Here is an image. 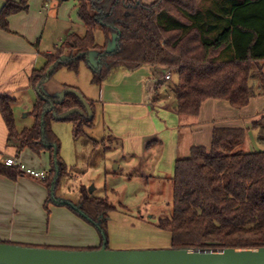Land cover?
<instances>
[{"label":"trees","instance_id":"1","mask_svg":"<svg viewBox=\"0 0 264 264\" xmlns=\"http://www.w3.org/2000/svg\"><path fill=\"white\" fill-rule=\"evenodd\" d=\"M27 6L28 0L6 1L0 9V29L8 31L7 18ZM76 7L84 35L68 34L29 77L37 93L30 113L34 124L17 131L15 99L0 95V114L17 149L16 158L23 149L36 156L49 155L47 177L37 180L48 191L47 213L57 180L65 171L51 121H70L78 138L93 127L97 107V101L69 85H63L60 97L44 95L42 85L58 70L77 74L84 64L91 73L90 83L100 87L116 69L164 68L177 77L173 89L177 115L197 116L209 99L241 109L264 92V0H154L149 4L79 0ZM91 50L98 51L94 68L88 60ZM249 131H255L263 150H241ZM0 175L10 180L27 176L2 162ZM170 181L171 216L158 219L155 226L169 233L172 249L264 248V115L245 128H214L208 148L193 146L187 157L175 160ZM72 210L100 236L98 247L86 249H99L103 242L108 248L107 221L116 211L108 198L94 197L82 188Z\"/></svg>","mask_w":264,"mask_h":264},{"label":"crops","instance_id":"2","mask_svg":"<svg viewBox=\"0 0 264 264\" xmlns=\"http://www.w3.org/2000/svg\"><path fill=\"white\" fill-rule=\"evenodd\" d=\"M6 1L19 0H0V9ZM139 1L149 4L154 0ZM76 6L77 3L75 11ZM60 10L57 0H28L25 11L7 18L8 31L0 29V95L9 94L15 99L14 104L23 94L35 92L29 85L31 72L42 67L44 55L53 52L62 41L51 44L55 30L62 27L60 22L70 19L60 14ZM73 24L82 26L85 33L77 15L70 23ZM62 33L76 34L70 26ZM161 70L164 68L149 66L134 71L116 69L100 87L94 89L90 83L86 90L87 97L98 102L95 114L100 113L99 123L104 131L113 135L114 141L120 140L127 155L136 154L141 160L148 155L143 175L150 173L155 179H169L177 158L187 156L193 146L209 147L214 128H245L264 115V92L250 99L241 109L232 108L223 100L209 99L202 103L197 116L177 115L173 89L162 86L166 71ZM171 78L170 75L168 81ZM45 84L48 83L42 87ZM43 94L52 96L48 90ZM150 137H153L152 142H148ZM244 142H250L248 132ZM16 155L17 149L8 138L0 114V162L16 158ZM46 157L49 158L47 152L37 159L31 151L23 149L17 159L25 167L48 173L42 165V158ZM47 196V189L35 179L20 176L10 180L0 175V242L61 248H96L100 245L94 229L64 206H48L47 213L44 209ZM110 215L109 238L113 236L112 222H118L119 225L114 227L126 235L133 226H143L142 219H128L117 211ZM169 239L150 243L131 237L119 243L121 246L114 245L113 249H158L168 247Z\"/></svg>","mask_w":264,"mask_h":264},{"label":"rangeland","instance_id":"3","mask_svg":"<svg viewBox=\"0 0 264 264\" xmlns=\"http://www.w3.org/2000/svg\"><path fill=\"white\" fill-rule=\"evenodd\" d=\"M78 1L66 0L59 2L57 0L58 7L60 6L61 9L60 14L66 15L70 19L60 22L62 27L55 30L51 44H56L60 39L66 38L69 33L63 35L62 32L68 26L71 27L74 33L83 36L84 28L82 26L70 25L71 21H74V17H76L75 4ZM96 39L98 42L101 41V36L98 34ZM97 53V50H91L89 53V65L93 68L96 67L95 60ZM161 71L164 72L165 69ZM170 75L172 77L171 80L163 79L162 86H165V88L168 86L172 90L177 82V77L174 73ZM90 76V70L84 64L80 65L77 74L62 68L46 82L48 84H45L46 86L42 87L41 91L48 90L52 96L60 97L64 91L63 85L68 84L71 87L77 88L83 96L89 99L86 90L90 87ZM91 87H94V89L98 88L97 86ZM35 93L36 91L23 94L13 106L15 128L17 131L29 128L34 124V117L30 113L36 100L37 94ZM91 100L96 101L95 99ZM96 104L98 105V102ZM99 117L100 113L99 115L95 114L93 127L84 129V134L78 138L73 136V124L70 121H51V130L58 140V158L63 163L65 171L57 180L53 197L51 196L50 198L52 200L49 201L48 206L57 207L56 202L65 203L69 207L66 205L64 207L73 213L72 207L75 208L79 201L81 189L84 188L85 191L89 192L88 190L91 188L90 194L92 196L107 197L109 203L116 207V211L124 214L126 218L143 220V226H133L127 232V235L114 227L119 225L118 222H112L113 236L109 238L110 215L107 221V249L122 250L113 249L116 247L114 245L121 246L119 243L126 242L131 237L150 241V243L157 240H162L161 242H163V239H169V233L157 229L155 225L158 219L171 216L172 191L170 178L165 180L155 179L150 176V173L143 175L142 169H146L148 155L143 160L136 154L127 155L126 151L122 149L120 140L114 141L113 135L104 131L103 126L99 123ZM255 134L253 131L248 132L250 142L248 144L244 142L240 146L241 150L245 152L263 150V146L256 141ZM150 138L148 142L153 141V137ZM187 156H180L179 158ZM36 157L38 159V156ZM42 165L46 171L50 170L51 166L48 157L42 158ZM77 217L86 222L81 217ZM87 224L94 229L100 242V236L96 228L89 223ZM170 248L169 244L168 247H160L158 249L142 248L127 250H165ZM83 249L86 250V248Z\"/></svg>","mask_w":264,"mask_h":264},{"label":"water","instance_id":"4","mask_svg":"<svg viewBox=\"0 0 264 264\" xmlns=\"http://www.w3.org/2000/svg\"><path fill=\"white\" fill-rule=\"evenodd\" d=\"M0 264H264V248L110 250L103 242L99 249L62 250L0 242Z\"/></svg>","mask_w":264,"mask_h":264},{"label":"built area","instance_id":"5","mask_svg":"<svg viewBox=\"0 0 264 264\" xmlns=\"http://www.w3.org/2000/svg\"><path fill=\"white\" fill-rule=\"evenodd\" d=\"M170 78L169 72H166L165 75H163V79L168 80ZM4 164L10 167H14L23 173H25L28 177L35 179V180H43L47 177V172L42 170H35L32 168L25 167L17 158L10 157L5 159Z\"/></svg>","mask_w":264,"mask_h":264}]
</instances>
